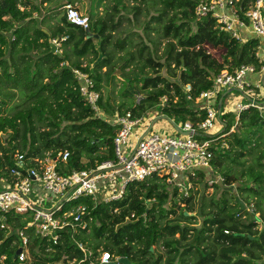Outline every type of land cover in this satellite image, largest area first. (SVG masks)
I'll return each instance as SVG.
<instances>
[{"label": "trees", "instance_id": "1", "mask_svg": "<svg viewBox=\"0 0 264 264\" xmlns=\"http://www.w3.org/2000/svg\"><path fill=\"white\" fill-rule=\"evenodd\" d=\"M47 1L0 0V133H8L7 146L0 142V178L8 182L16 153L24 154L25 166L31 168L38 167L37 158H44L46 152L56 156L67 150L68 159L58 166L63 173L114 159L118 125L113 115L117 113L130 111L141 116L156 108L158 114L176 123L196 124L207 116L205 103L197 105L196 98L212 87L219 72L234 71L241 64H251L258 72L264 66V56L259 54L264 50V41L252 33H241L242 38L236 39L220 28L211 13L198 15L196 8L203 0H130L135 3L134 16L140 10L139 4L159 5L150 17L162 24L166 43L159 56L153 50L144 54L148 47L143 44L139 50L141 75L134 77L136 84L132 85L145 91V97L138 104L120 102L116 106L104 100L101 88L104 75L112 78V66L117 61L125 68L134 59L127 50L126 38L116 39L110 47L113 32L126 15L115 5L103 16L90 11L88 28L70 23L65 11L59 21L49 24L46 18L34 15ZM253 1H236L243 18ZM262 15L264 18V5ZM150 28L146 21L144 31ZM62 37L57 47L52 40ZM207 46L223 48L225 53L217 59ZM114 48L127 50L125 57L115 59ZM88 57L83 65L82 60ZM147 66L153 74L144 72ZM103 67L108 70L102 71ZM162 67L167 68L168 75L158 73ZM74 69L93 79L94 89L100 93L98 111L81 93ZM187 84L191 85L190 91L186 90ZM17 90L22 101L12 106ZM121 94L132 95L129 89ZM221 95L213 103L216 110ZM164 97L166 101L161 105ZM219 120L224 129L214 134L219 138L212 147V166L196 172L188 195L165 176L154 174L129 182L120 200L94 203L80 198L74 203L84 201L88 205L86 227L59 231L56 244L34 237L35 227L29 226L32 211H0V216H5L4 220L0 218V264H55L63 255L79 258L83 251L78 241L94 252L98 248L109 251L114 264H264V151L247 166L243 160L258 146L264 133V113L256 108L242 111L238 118L240 133L230 131L236 122L234 112H224L221 107ZM223 134L228 138L227 147L219 143ZM233 164L240 166L239 173L232 169ZM211 168L222 175L223 187L215 180L209 183ZM209 187L214 190L208 192ZM251 196L252 209L246 206ZM198 218L202 219L200 223ZM20 230L29 238L28 257L24 260L16 253L22 242ZM158 246L164 247L165 259ZM116 257L128 262H119Z\"/></svg>", "mask_w": 264, "mask_h": 264}, {"label": "built area", "instance_id": "2", "mask_svg": "<svg viewBox=\"0 0 264 264\" xmlns=\"http://www.w3.org/2000/svg\"><path fill=\"white\" fill-rule=\"evenodd\" d=\"M236 1L203 0L196 11L201 17L211 13L216 17L220 28L229 31L236 39L240 40L241 33L246 30L264 41V0H254L244 12L248 21L242 17ZM63 8L70 23L89 27V18L72 4L64 3ZM63 38L53 39L52 42L58 47ZM261 46L264 48V44ZM259 54L264 56V50ZM74 73L80 80L81 93L87 98L91 108L98 111L97 100L100 93L94 89L93 79L79 69H74ZM254 73L260 81L254 82L248 77ZM263 75L264 66L256 72L251 64H241L234 71L219 72L213 78L212 87L202 91L196 98L197 101L205 103L206 118L196 124L191 121L174 122L182 132L177 131L174 126L170 130L154 131L155 123L149 129L154 117L152 112L141 116H134L130 111L116 114L114 124L118 125V129L113 140L115 158L104 160L95 167L63 173L58 166L60 162L68 159L69 152L64 150L59 151L56 156L49 155L37 160L38 167L26 168L24 154L16 153L15 166L10 168L12 179L0 189V211H32L29 226L35 227L34 237L46 238L56 244L60 239L59 231L67 227L75 229L79 225L86 227L84 215L88 205L84 201L74 203L80 198H89L94 203L120 200L124 197L129 182L140 181L154 174L165 176L181 193L188 195L196 172L200 168L212 166V147L219 137L211 129L216 122L221 130L224 129L223 122L219 120L220 114L213 106L215 99H218L219 94L224 96L233 89L241 92L240 101L233 102V105L228 103L224 109V112L232 111L236 114L234 126L238 123L240 113L246 109L256 108L264 113ZM186 90H191L190 84L186 85ZM165 101L166 97L162 99L161 105ZM234 126L230 130H234ZM52 203L53 207L45 208L41 205ZM66 206L67 209L63 210ZM0 218L4 220V214ZM19 235L22 242L18 258L24 260L28 257L29 238L24 230H20ZM77 245L83 251L82 257L69 259L67 255H63L55 264L113 262L109 251L98 248L94 252L80 241Z\"/></svg>", "mask_w": 264, "mask_h": 264}, {"label": "rangeland", "instance_id": "3", "mask_svg": "<svg viewBox=\"0 0 264 264\" xmlns=\"http://www.w3.org/2000/svg\"><path fill=\"white\" fill-rule=\"evenodd\" d=\"M67 0H48L44 3V5L41 6L40 13H34V15L39 19H47V22L49 24H53L57 21H59L60 17L64 13L63 4L67 3ZM125 4L126 8L125 10H122V5ZM135 3L130 0H73L72 5L76 7L81 13H83L85 16H89L90 11L96 12L98 15H104L106 11H112L113 6L118 5V7L121 9L120 12L124 13L126 16L122 18L121 23L119 24L118 28L113 32V38L112 42L113 44L110 45L111 48H113L114 43L116 39L118 38H126L127 40V50H129V54H133L134 59L132 60L131 64L129 66H126L125 68H121V61H117L112 68H114L113 76L112 78L106 77L104 75V81L102 83L101 88V94L105 101H110L114 105H118L120 102H127L129 104H138L144 97L146 92L142 91L140 88L135 87L136 84L134 81V77L140 74L139 65L142 61L139 57V50L143 46V44H147V49L144 51V54L147 50H153L154 54H157V56L161 55L163 52V49L165 47L166 39L162 35V24L157 23L155 21L151 20L150 15L153 13V9H157L159 7L158 4H154L152 7H148L147 4H139L140 10L137 15L134 16L132 6ZM156 13V12H154ZM129 17V18H128ZM135 17V18H134ZM146 21H149V25L151 26L150 29H146L144 31L143 25ZM44 27L47 29L48 25H44ZM243 33L248 34V31H244ZM246 36V35H243ZM59 47V46H58ZM207 49L209 53H211L214 57L217 59H221V56L225 53V50L223 48H212L207 46ZM127 50H117L114 48V58L117 59L118 57L122 56L125 57V53ZM90 57L85 58L83 61V65H85ZM156 59H158L156 57ZM91 66L93 65V62H90ZM174 66V65H173ZM108 70V67H103L102 71ZM144 72L147 74H153L154 71L151 67H144ZM162 75H168L167 68L162 67L160 68L159 72ZM248 77L252 78L254 82L260 81L259 77L257 79L256 73L249 75ZM258 83V82H257ZM134 84V85H132ZM131 91V96H123L121 94L122 91ZM18 95L16 98L11 102V105L14 106L22 101V96H20V91L17 90ZM241 92L233 89L229 92H227L223 96V103L222 108L223 110L228 105V103H231L233 105L234 103H237L240 101L241 98ZM197 105H200V101H196ZM203 104V103H202ZM152 112L154 117L152 120L155 119V124L153 127L154 131H165L170 127H173L174 125L170 122V118L163 117V114H158L156 111V108L150 109L149 113ZM118 114V113H117ZM113 116H116L113 115ZM110 121V118H108ZM172 120V119H171ZM165 125L168 127H165ZM219 123H215V126L211 129L212 132L217 133L221 129L219 128ZM234 130H236L238 133L242 131V127L240 126V123L238 122L234 126ZM230 130V131H234ZM226 134H223L222 137L219 139V143L221 145H224L225 147L229 146L228 138L224 136ZM7 137L8 133H0V142L3 145L7 146ZM261 151H264V133L261 134V139L258 142V146L253 149V152L250 154H247L243 160L245 166L248 164H251L254 162L255 156H257ZM49 152H46V156L48 157ZM16 155V154H15ZM44 157V158H45ZM37 160H40L37 158ZM264 162V160H263ZM228 164L227 161L224 162V166ZM232 169L239 173L240 166H237L235 164L231 165ZM217 169L211 168V177H209V180H215L216 182H219L221 187L223 185L222 182V175L216 171ZM210 182V181H209ZM6 185H8V181L6 178L1 177L0 178V189H3ZM237 185V184H235ZM234 193H237V191L234 189V186L231 187ZM214 189L212 187L208 188V192H212ZM254 203V198L251 196L249 199V203H247L246 206H248L250 209H252ZM264 203V198H263ZM42 207H53L52 204H41ZM168 206V205H167ZM166 206V207H167ZM177 210L180 211L179 208ZM193 212H191L192 214ZM258 214V213H257ZM199 223L202 221L201 218H198ZM259 227H263V224H259ZM164 248V247H163ZM162 247L158 246L157 249L161 253L164 254L163 259L166 258L165 251Z\"/></svg>", "mask_w": 264, "mask_h": 264}, {"label": "water", "instance_id": "4", "mask_svg": "<svg viewBox=\"0 0 264 264\" xmlns=\"http://www.w3.org/2000/svg\"><path fill=\"white\" fill-rule=\"evenodd\" d=\"M9 52H10V50L8 51V53H7V55H6V57L7 58H9ZM263 78H264V75H263ZM222 99H223V95H221V97H220V99H219V109H218V113L220 114V106H221V102H222ZM163 117H167V116H163ZM167 118H169V117H167ZM170 120V122L174 125V127H175V129L177 130V131H180V132H182L181 131V129L174 123V121L173 120H171V119H169ZM155 123V119L153 120V122L151 123V125H150V127H149V129L153 126V124ZM237 199H239V198H237ZM242 203V202H241ZM243 204V203H242ZM21 252V247H19L18 249H17V251H16V253L17 254H19ZM128 262V260L126 259V258H120L119 259V262ZM111 264H114V262H111Z\"/></svg>", "mask_w": 264, "mask_h": 264}, {"label": "crops", "instance_id": "5", "mask_svg": "<svg viewBox=\"0 0 264 264\" xmlns=\"http://www.w3.org/2000/svg\"><path fill=\"white\" fill-rule=\"evenodd\" d=\"M165 127H167V126L165 125ZM167 128H168V127H167ZM167 130H170V126H169V128H168Z\"/></svg>", "mask_w": 264, "mask_h": 264}, {"label": "clouds", "instance_id": "6", "mask_svg": "<svg viewBox=\"0 0 264 264\" xmlns=\"http://www.w3.org/2000/svg\"><path fill=\"white\" fill-rule=\"evenodd\" d=\"M120 259V258H119Z\"/></svg>", "mask_w": 264, "mask_h": 264}]
</instances>
